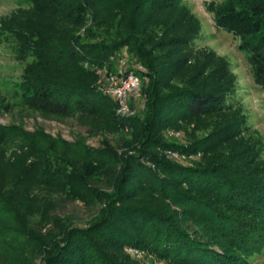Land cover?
Wrapping results in <instances>:
<instances>
[{
	"label": "trees",
	"instance_id": "obj_1",
	"mask_svg": "<svg viewBox=\"0 0 264 264\" xmlns=\"http://www.w3.org/2000/svg\"><path fill=\"white\" fill-rule=\"evenodd\" d=\"M38 1L57 15L77 10L83 2L94 17L87 37L95 38L94 27L112 35L105 33L81 54L70 48L65 76L41 68L46 63L40 62L49 63L44 55H56V47L35 43L40 53L35 70H29L33 77L26 79L25 107L64 118L74 110L75 99L78 109H89L95 84L103 73L104 80L116 74L122 58L128 73L145 79L143 107L121 117L114 97L101 96L112 109L117 143L126 149L120 155L111 148L94 150L88 153V166L81 169L75 163L64 166L60 156L47 150L45 172L51 174L60 197L46 212L45 223L30 222L29 214L24 220L15 217L18 222L13 224L1 218L0 229L27 226L30 240L19 237L7 246L0 241V264H33L35 256L42 264H130L124 250L154 255L169 264H244L261 239L259 226L251 222H264L263 174L236 170L234 160L208 157H217V150L237 138L244 125L232 118L186 144L166 142L162 136L167 127L169 136L178 138L173 126L177 120L196 124L232 109L224 66L203 61L197 72L184 73L187 62L171 58L167 50L182 39H168L167 28L161 33L154 17L176 7L179 0H111L102 6L109 8H97L95 0ZM213 10L216 26L239 36L250 52L247 62L255 82L264 83V0H226ZM126 128L129 132L124 133ZM182 158L189 162L181 163ZM66 203L93 210L90 220L63 212ZM0 232L4 239L14 237L7 235L11 231ZM31 239L45 243L35 246Z\"/></svg>",
	"mask_w": 264,
	"mask_h": 264
},
{
	"label": "rangeland",
	"instance_id": "obj_2",
	"mask_svg": "<svg viewBox=\"0 0 264 264\" xmlns=\"http://www.w3.org/2000/svg\"><path fill=\"white\" fill-rule=\"evenodd\" d=\"M225 1L179 0L176 7L154 17L157 27L162 28L161 33L166 28L169 30L166 29L168 39H182L174 41L167 50L171 58H183L187 62L183 67L184 73L190 70L195 73L203 61H213L215 66L226 68L231 86V94L227 98L231 110L209 116L196 124L190 119L177 120L173 126L179 131L178 138L170 137L169 128L162 124L165 127L162 136L166 142L186 144L191 138L209 134L217 123L237 118L244 125L241 134L217 150V157H208L219 161L234 160L232 165L236 170L256 171L264 178V83L255 82L247 62L251 54L243 47L239 36L216 26L213 9ZM110 2L95 0V5L101 8ZM66 4L71 5L69 1ZM79 5L77 10H65L57 15L38 0H0V222L4 218L7 223L13 224L18 222L15 217L24 220L29 214L30 222L45 223L46 212L60 197V190L51 183V174L45 172L47 150L60 156L64 166L71 168L68 163H75L81 169L88 166V153L94 150L111 148L118 155L126 150L122 143H117V134L114 135L116 129L111 122L112 109L101 99L106 94L104 73L95 84L94 99L90 98L94 103L92 107L78 109V99H75V108L69 117L49 116L29 110L24 105L26 79L33 77L29 70H35L40 53L35 43L56 47V55H44L49 63L40 62L41 65L46 63V67L41 68L56 76H65L70 48L74 46L75 51L81 54L84 47L96 44L105 33L112 35L110 30L104 32L94 27L91 32L95 38L87 37L93 12L83 2ZM84 68H87L86 65ZM135 107L138 108V103ZM123 132H129V128ZM197 158L194 160H199ZM179 161L189 162L184 158ZM64 205L63 212L86 222L93 214V210L80 203ZM13 210L20 215L16 216ZM251 226H259L261 239L257 249L243 259L246 261L244 264H264V222H251ZM11 227V230L0 229L11 231L7 235L14 236L4 239L5 235L0 232L1 244L13 245L11 240L16 242L19 237L30 240L26 237L27 226ZM17 227L21 231L17 232ZM255 236L252 235V238ZM36 240L31 239L35 246L45 243L42 239ZM124 254L130 264H169L154 255H135L129 250H124ZM32 260L33 264H42L39 257H32Z\"/></svg>",
	"mask_w": 264,
	"mask_h": 264
},
{
	"label": "built area",
	"instance_id": "obj_3",
	"mask_svg": "<svg viewBox=\"0 0 264 264\" xmlns=\"http://www.w3.org/2000/svg\"><path fill=\"white\" fill-rule=\"evenodd\" d=\"M137 70L143 71L140 66ZM142 75V74H141ZM145 82L144 77L134 72L126 71V60L120 59L116 74H110L106 78L105 92L114 97L117 102V115L121 117H128L135 113L138 108L143 107V100L141 101V89ZM138 103V108H136ZM130 253L140 255L136 250H129Z\"/></svg>",
	"mask_w": 264,
	"mask_h": 264
}]
</instances>
